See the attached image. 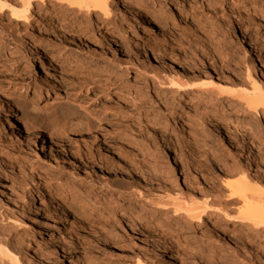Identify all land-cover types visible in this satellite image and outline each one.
<instances>
[{"label":"rangeland","instance_id":"374dc122","mask_svg":"<svg viewBox=\"0 0 264 264\" xmlns=\"http://www.w3.org/2000/svg\"><path fill=\"white\" fill-rule=\"evenodd\" d=\"M34 4L27 29L21 30L20 24L9 20L8 12L0 22L10 32L2 36L0 33V101L11 106L24 124L36 127L47 138L46 145L61 148L65 155L54 156L48 149L40 151L39 145L24 139L25 134H20L22 142L16 140L6 124L16 118L10 110L5 112L0 107V157H5L7 164L12 162L11 170L0 162V183L21 200H17L19 206L5 205L4 199L0 200V233L6 243L11 244L14 231L22 233L20 224L25 217L20 206L32 193L37 210L29 218L30 232L35 243L49 251L45 264H135L137 260L160 264L155 245L165 248L164 257L169 264H264V259L248 254L246 258L231 254L222 257L220 252L226 247H204V242L212 241L216 235L229 239L238 230L232 224L216 222L214 217L202 216L199 223L174 231L164 222L162 211L154 212L151 220L145 217V221L142 218L151 213L148 208L138 206L126 214L118 212V207L135 200L133 182L141 176L148 182L165 177L181 183L183 176L178 167L185 162L191 167L187 178L197 186L202 177L194 176L196 163L210 166L213 155L226 160L234 156L246 166V157L251 156L253 166L264 152V118L255 128L240 123V116L234 113L220 117L208 112L204 100L194 95L177 102L170 113L164 110L168 90L157 84L153 88L152 80H134L137 70L146 68L150 72L151 64L160 69L161 77L168 73L169 66L180 67L177 59L172 62L168 57L155 58L150 48L158 46L166 52L173 51L184 60L182 64L190 63L201 72L224 71L235 80L248 82V71L264 82V0H172L165 7L168 20L161 21V29L154 27L149 34L144 26H139V16L126 12L122 4L115 6L116 19L122 23L120 31L106 30L104 23L86 19L84 14L75 16L74 8L55 1ZM102 31L110 40L105 39ZM133 41H137L136 48ZM45 45H58L80 61L88 56L117 60L128 66L129 73L115 75L117 78L112 77L107 85L105 78L99 83L85 84L75 73L80 64L62 65V58H55L50 51L48 56H41ZM11 48L20 54L15 64L8 60L11 56L7 50ZM245 50L258 68L253 66V60L245 58ZM42 57L47 59L44 70L40 64ZM179 70L193 75L188 66ZM46 82L50 83L48 94L40 95ZM97 89L104 92L95 96ZM73 97L75 103L83 102L86 107L83 118L89 122L90 132L84 137L70 135L69 139L52 142L48 137L52 114L68 121L64 118L70 115ZM180 118L187 123L179 125ZM18 125L22 129L20 122ZM228 138L238 153L230 147ZM77 150L82 158L114 162L115 168L110 170L101 162L89 171L93 174L92 182H83L84 187L90 182L97 189L105 186L111 192L106 193L103 187L105 193L95 190L90 199L80 197L77 201H70L75 197L73 193L60 198L58 193L50 192L52 200L47 202L46 194L42 195L44 185L49 179L51 187H56V180L60 179L55 172L63 176L72 172L83 180L90 177V169L74 156ZM105 200L113 206L104 204ZM23 251L20 249V260H26ZM8 257H2L4 264L10 263Z\"/></svg>","mask_w":264,"mask_h":264},{"label":"bare ground","instance_id":"6f19581e","mask_svg":"<svg viewBox=\"0 0 264 264\" xmlns=\"http://www.w3.org/2000/svg\"><path fill=\"white\" fill-rule=\"evenodd\" d=\"M35 1L39 3L45 2V0H0V22L3 20L2 18L5 16V13L8 12L9 20L20 24L21 27L19 28L21 30L27 29L31 25L32 8L35 6ZM51 1L65 5L68 8H74L76 10L74 11L75 16L84 14L86 19L91 20L95 18L96 21L105 24L104 28L106 30L112 29L114 31H120V27L122 26V23L116 19L117 9L115 7L118 4H122V7L126 12L132 14L135 13L139 16L138 24L139 26H144V31L148 34L154 30V27L156 29H161L160 22L168 20L167 14L169 13L165 7H169L172 2V0ZM7 32L8 31H6L4 26L0 23L1 36L10 33ZM102 35L106 40H110V38L105 35L104 31H102ZM136 42L137 41H133L134 48H136ZM16 44L18 45V43ZM22 45V43L19 45L20 49ZM43 49L44 53L41 56H48L47 51L53 52L52 54L55 58H62V65L70 66L73 63L80 64V68L75 71V73L78 74V77H80L81 81L85 84L88 82L99 83L101 78H105V84L107 85L110 83L109 81H111L112 77L117 78L115 75L124 72L125 76H127L129 73L127 70L128 66L125 65V63H119L117 60L109 58L97 59L88 56L83 59L81 58L82 61H80L78 58L73 59V55L69 52L60 50V46L58 45H45ZM150 50L155 58H161L162 60V57H168L172 62H175L177 59V65H180L179 68H176L173 65L169 66L168 73L161 77L160 69L151 64L150 72H148L146 68H141L137 70L139 73L134 76V80H152L153 88H155L154 84H157L170 92L166 101L167 103H165V111L171 113V110L175 108L177 102H181L184 98L194 95V98L204 100V106L208 112L219 114L220 117H224L229 113H234L235 115L240 116L238 117L240 123L251 124V126H255V128L256 125H258L257 123L261 122V119L264 118V82L260 79H256L251 74H248V71L246 72L248 82L242 80L238 81L224 71L207 70V72H201L199 68L190 63H188L190 65L182 64L181 61L184 60L181 59V57L178 58V55L173 51L166 52L164 48L161 49L158 46L150 48ZM16 51L15 48L7 50V55L11 56L8 58L11 64H15L19 60L18 55L20 54H17ZM144 52L146 51L144 50ZM244 54L245 58L253 60V66L258 68L256 61L253 59V56L249 51L245 50ZM44 61H47V59L42 57L40 61L42 70H44L45 66ZM186 66L193 71V75L190 76L180 72L179 69H185ZM43 87L44 90L40 92V95H47L50 83L46 82ZM97 90L101 91L98 92ZM97 90L94 91L96 92L95 96L104 92L102 89ZM70 100L73 103L71 105L70 115L68 114L66 118L63 117L64 119L68 118V121L63 119L60 120L57 113L52 114L53 118L48 131V137L52 142L55 139L61 141L60 139L68 138L70 135L84 137L90 132L89 122L83 118V115L86 113L85 105L83 102L75 103L76 99H74V97L70 98ZM0 107H2V109L5 108L2 111L8 112L7 110H10L11 113L14 114L11 110V106L3 105L2 101H0ZM14 118L16 119H7L8 121L6 124L16 140L18 139L22 142L20 134H25L24 139L28 140L31 145H39L40 151L43 152V150L47 151L48 149L49 153L54 156L55 153L65 155L61 148H54L56 146L53 147L51 144L46 145L47 138H45L44 135H41L40 131L35 129L36 127L31 128L27 126L24 124L25 122L23 123L15 114ZM18 122L21 123L22 129L19 128ZM179 122V125L187 123L186 120L181 118ZM216 122L218 124L220 123V121ZM227 140L230 147L234 149L235 147L231 144L230 139L228 138ZM165 143L169 150L168 142L165 141ZM234 150L237 151L238 149L236 148ZM74 156L80 161L81 165L90 169L87 171L90 177H87V179L84 177L85 180H83L72 172L66 176H63L62 173L61 175L59 172H55L56 176L60 179L56 180V187H51L52 185L49 179H46L44 185L45 190L42 195L46 194L47 202L50 203L52 200L50 192L58 193L60 198L67 193L75 194V197H71V200L69 198L70 201H77L80 197L90 199L95 190L98 193H105L104 189L106 188V193L111 192V189H108L105 186H101L97 189L95 188V184L90 182L87 187H84L83 185L84 181H91L93 174L89 171L95 169V166H100L103 161L98 162L90 160V158H82L78 150ZM4 158L5 157H0V162L7 164L6 159ZM228 158L230 159L226 160L223 158H217L213 155L211 156L212 164H209L210 166L200 162L193 165L194 176L196 175V178H199V176L202 177V182H197V186L193 180H188L187 173L191 170V167L189 168V166H187L188 163L184 164L185 162H182L180 166L178 165L180 173L183 176V181L181 183H179L177 179H165V177L164 179H152L148 182L141 176L139 177L140 179L133 182V196L135 200L129 201L127 204L118 207V212H124V214H126L132 211L131 208L142 206L151 210L150 214L144 217L141 216L143 217V221H145V217H148L147 220H151L152 216L159 214L160 211H162V217L165 219L164 222L168 223L174 231L191 227L193 223H199L202 216L207 215L209 217H214L216 218V222H220L222 225L232 224V227L238 228V230L229 239H225L221 235H216L213 237L212 241H205L204 247H226V249H223L220 252L222 257L231 254L234 257L236 256V258H239L237 256L246 258V255L248 254L252 258H257L262 261L264 259V152L254 160L253 166L251 156L246 157V166L241 165L239 160L234 156ZM10 163L7 164L8 169L12 167H10ZM104 164L107 165L108 168L105 167L107 170L115 168V164L112 160H104L103 165ZM49 166L52 167L50 164ZM50 171L53 170L50 169ZM206 177H208L207 180H205ZM216 180H218L219 183H217ZM118 183L122 184L121 181H118ZM111 186L115 185L112 183ZM11 191L12 190L5 189V186L0 183V200L4 199L5 205L11 204L13 206H19L18 198L16 199V195ZM20 199L23 198L21 197ZM91 202L93 205L94 200ZM104 202V204H107L108 206H113L112 202L109 200H105ZM95 204L98 203L95 202ZM20 208L23 210L22 213L25 217V219L23 218L24 221L20 224L22 233H15V231L12 233V240H10V242L12 241V245L6 243L3 234L0 233V264H4V260L2 259L4 256H9V264H45L47 257H50V254L48 253L49 251L47 252L44 247L35 243L32 233L30 232L31 223L29 218L34 215L37 210L36 196L29 193L24 198ZM60 210L62 211L64 209ZM154 212H156V214ZM52 220L55 223V218ZM53 222L52 228H54L55 225ZM160 226L161 225L158 227ZM222 238L225 239V242L220 244L219 242ZM166 242L163 244H166ZM153 247L155 248L154 251L158 254L157 258L160 260V264H169L164 257L165 248L158 247V245ZM20 249H23V253L27 255L26 260L19 259ZM135 264L143 263L137 260Z\"/></svg>","mask_w":264,"mask_h":264}]
</instances>
